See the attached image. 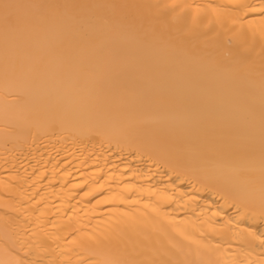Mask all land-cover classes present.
Returning a JSON list of instances; mask_svg holds the SVG:
<instances>
[{
    "label": "bare ground",
    "instance_id": "bare-ground-1",
    "mask_svg": "<svg viewBox=\"0 0 264 264\" xmlns=\"http://www.w3.org/2000/svg\"><path fill=\"white\" fill-rule=\"evenodd\" d=\"M0 264H264V0H10Z\"/></svg>",
    "mask_w": 264,
    "mask_h": 264
},
{
    "label": "snow or ice",
    "instance_id": "snow-or-ice-1",
    "mask_svg": "<svg viewBox=\"0 0 264 264\" xmlns=\"http://www.w3.org/2000/svg\"><path fill=\"white\" fill-rule=\"evenodd\" d=\"M26 7H39L43 8L44 5H24L20 3H13L10 0H0V13L6 27L15 28L22 23H27L26 17L19 14V10Z\"/></svg>",
    "mask_w": 264,
    "mask_h": 264
}]
</instances>
